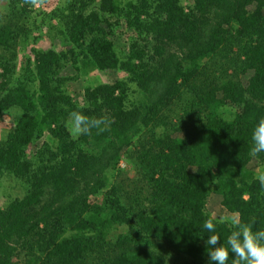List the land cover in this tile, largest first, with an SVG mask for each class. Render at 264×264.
I'll return each instance as SVG.
<instances>
[{"label": "trees", "instance_id": "1", "mask_svg": "<svg viewBox=\"0 0 264 264\" xmlns=\"http://www.w3.org/2000/svg\"><path fill=\"white\" fill-rule=\"evenodd\" d=\"M3 7L0 112L20 115L0 144V174L25 191L0 208V264H165L144 246L151 240L176 254L171 264H208V236L227 246L235 230L206 210L210 192L264 230V153L251 154L264 118V0H191L186 10L178 0H57L45 16L67 48L32 49L29 80L12 83L15 37L33 10L24 0ZM67 65L76 75L61 76ZM90 69L127 78L86 85L79 101L65 85ZM73 111L106 117L107 130L74 135ZM122 152L132 177L116 173ZM112 226L122 231L110 236Z\"/></svg>", "mask_w": 264, "mask_h": 264}, {"label": "rangeland", "instance_id": "2", "mask_svg": "<svg viewBox=\"0 0 264 264\" xmlns=\"http://www.w3.org/2000/svg\"><path fill=\"white\" fill-rule=\"evenodd\" d=\"M180 5L186 10L191 5V0H178ZM6 0H0V15L4 14V4ZM57 5V0H49L45 2L42 6L34 7L32 6V13L28 19H26L23 23V31H19L17 37H15V55L12 60H10V64L8 67H11L10 72L6 73L7 80L10 82H15L20 79L25 80V62L31 60V50L34 49L39 52H58L60 50H64L67 48V44L63 41L62 36L58 32V26L54 23V20L48 21L45 16L47 12ZM1 17V16H0ZM118 47L124 48L125 44L121 41L117 43ZM236 47L232 48L233 53H237ZM3 57H8V53L3 55ZM220 61V57H214L212 61H207L208 63V73L217 74L219 72L218 66L215 63ZM3 69H0L2 72ZM62 71V72H61ZM61 76H74L76 73L71 69L69 65L61 70ZM229 72V71H228ZM240 78L244 80L245 77L240 75ZM126 74L117 70H106V71H96L93 69L81 72L77 74V77L74 80H70L66 83L65 89L69 92V94L81 100V93L84 86H92L94 84L106 83L113 80H126ZM130 84V83H129ZM28 89H32L31 82L27 85ZM137 96L135 91V87L133 84L129 85L128 99L134 100ZM20 115V110L18 108L12 107L3 112H0V144L4 142L7 132L13 127V124L17 120ZM48 137L46 134L42 137L39 142L46 141L48 142ZM250 166H253V162L250 163ZM121 176L126 175L127 177H132L134 170L132 165V160L127 157V155L122 152L118 163H117V172ZM110 183L116 181L118 179L114 177L113 174L110 176ZM25 191V186L19 181L16 180L9 175L2 173L0 174V208H3L6 203L14 197H20ZM101 193L92 198L94 202L101 200ZM206 210L209 214L216 220L225 221L229 224H234L237 220V215L235 213H230L226 211L220 205V198L217 194L210 192L206 202ZM122 231V228H117L112 226L108 230V235L113 236L116 233ZM152 243H146L144 246L152 250L158 254H160L165 264H171L174 260H176V254L170 251L168 248L161 246V249L157 247L161 245V243L156 240H151Z\"/></svg>", "mask_w": 264, "mask_h": 264}, {"label": "clouds", "instance_id": "3", "mask_svg": "<svg viewBox=\"0 0 264 264\" xmlns=\"http://www.w3.org/2000/svg\"><path fill=\"white\" fill-rule=\"evenodd\" d=\"M25 4L34 7L42 6L45 0H24ZM71 132L76 135H90L93 129L99 132L107 130L106 125L110 123L106 117H88L79 111L69 114ZM251 154L257 156L264 153V118L259 119L252 132ZM261 188H264V174L256 177ZM235 230L227 237V246L220 243L218 235L208 236L205 244L210 251L207 252L208 264H229L231 253V264H264V230H253L252 223H241L235 221ZM208 232L215 233L216 225L212 219L203 224Z\"/></svg>", "mask_w": 264, "mask_h": 264}]
</instances>
